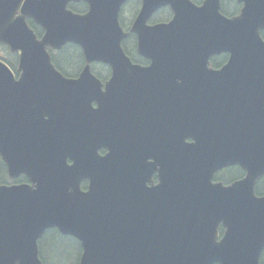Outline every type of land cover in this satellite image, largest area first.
Segmentation results:
<instances>
[{"label":"water","instance_id":"95a60500","mask_svg":"<svg viewBox=\"0 0 264 264\" xmlns=\"http://www.w3.org/2000/svg\"><path fill=\"white\" fill-rule=\"evenodd\" d=\"M71 1L81 0H0V44L19 55L21 72L16 80L0 61V155L11 179L30 182L0 185V264H42L38 241L50 229L82 243L80 264H260L264 0H236L234 17L221 13L223 0H143L131 32L146 67L123 49L126 0H83L85 14L69 10ZM163 6L174 18L149 26ZM27 18L44 29L41 39ZM68 43L86 59L77 79L61 74L49 52ZM221 54L228 62L210 68ZM93 62L112 68L104 91ZM158 134L162 152L174 151L172 166L148 187L131 169L133 146ZM92 138L108 149L104 158ZM231 166L246 177L213 183ZM220 226L225 238L216 244Z\"/></svg>","mask_w":264,"mask_h":264},{"label":"flooded vegetation","instance_id":"af4514ba","mask_svg":"<svg viewBox=\"0 0 264 264\" xmlns=\"http://www.w3.org/2000/svg\"><path fill=\"white\" fill-rule=\"evenodd\" d=\"M133 1L134 0H129L126 4L125 11L129 13L132 16L138 15L141 9V0H136L138 1L140 5L139 11H136L134 6H133ZM203 2V0L199 1V4ZM84 2H72L69 4V8L72 9L75 12H82L84 9ZM138 5L135 3V6ZM160 11V10H159ZM158 11V12H159ZM156 21H160L159 17L156 19ZM154 21V22H156ZM134 21H131L129 24V28H131L132 24ZM29 26H31L37 34H42V28L37 26L34 21L31 19L28 20ZM154 24V23H151ZM132 39L135 43H137V38L135 35H132ZM0 49L1 46H0ZM3 62H6L9 67L13 70V72L16 74V77H19V73L17 71L18 68V62L19 59H0ZM138 62H142L143 59H135ZM67 61V62H66ZM146 61V60H145ZM228 59H211L210 65L211 67L215 69H220L222 66L226 64ZM149 63H145V65H148ZM103 69L101 71H98L100 77L99 79L101 80L102 83H106L112 76V72L109 66L102 64ZM84 63L82 61L76 60V62L70 61V59L64 60L61 62L60 65H58V68L60 71H63L67 77L69 78H77L83 69ZM105 72V73H104ZM93 107L95 109V118L99 119L100 118V113L98 112L99 108V103L97 101L93 102ZM156 107V106H155ZM157 108V107H156ZM158 109V108H157ZM132 112V111H131ZM131 112L128 114L127 119L129 118ZM100 120V119H99ZM31 121V120H30ZM145 126V120L142 118V130L144 129ZM96 130L98 135L101 134V126L99 125L97 121V126ZM112 133H114V127L112 128ZM91 139V137H88ZM149 139V138H148ZM85 140V138L82 139V142ZM163 141V137L161 139ZM101 144V141H96L95 139L92 138V146L93 148L97 150V154L101 157L104 158L108 154V149L102 146H99ZM133 149L136 152V158L132 156L131 158V169L135 172H140L144 174V178L147 181V186L148 187H154L160 184V174L161 172L166 169V168H171L172 166V156L174 151L169 150L167 151V155L162 152V147L160 144V135L158 134L157 138H155L154 143L152 144H145L144 141L137 142L134 146ZM69 163H71L69 161ZM0 164L3 167L4 174L6 176L5 180L3 182H0V184L3 185H19V184H24V183H29L27 177L25 175H21L17 180L12 181L9 179L8 176V171H7V166L5 162L2 160V157L0 156ZM176 158H174V165H176ZM246 176V172L237 166L229 167V168H224L220 171H218L213 179V182H221L224 183L226 187L231 186L232 184L239 182L244 179ZM82 188L85 187V190L88 188L87 182L82 183ZM256 192L258 196H263L264 195V176L257 182L256 185ZM64 237H66L68 240L66 242L69 244V251H71L72 255L77 258V264L80 263L81 256L83 254V246L82 243L74 238L73 236L69 235H63L60 234ZM216 236V244H220L223 239L225 238V231L220 228L219 232L214 234ZM73 244L76 246L75 251ZM219 264V263H215ZM260 264H264V250L261 254L260 257Z\"/></svg>","mask_w":264,"mask_h":264},{"label":"trees","instance_id":"16d2710c","mask_svg":"<svg viewBox=\"0 0 264 264\" xmlns=\"http://www.w3.org/2000/svg\"><path fill=\"white\" fill-rule=\"evenodd\" d=\"M195 3H199L200 0H193ZM225 3V5H224ZM227 4H232L233 6L229 9ZM241 5H239L235 0H224L222 4V13L226 16H234L239 13ZM86 10V7H85ZM170 17L169 11H163L160 15L161 21H166ZM264 38V33L262 34ZM124 48L128 55L134 59L135 62H138L135 59H142L136 53L135 43L130 37L127 43L124 44ZM12 56V55H11ZM73 59L82 60L83 54L80 48L76 46L69 45L63 48L59 52H54L52 58L54 63L57 65L59 59L67 60L69 57ZM3 59H13V58H3ZM214 59H226L225 56ZM67 62V61H66ZM63 74H65L63 72ZM6 176L2 165L0 164V182L5 180ZM68 240L66 237L60 235L57 230H49L39 241V252L40 258L44 264H67L68 260L72 256L71 251H69V244L66 242Z\"/></svg>","mask_w":264,"mask_h":264},{"label":"rangeland","instance_id":"374dc122","mask_svg":"<svg viewBox=\"0 0 264 264\" xmlns=\"http://www.w3.org/2000/svg\"><path fill=\"white\" fill-rule=\"evenodd\" d=\"M224 5H225V3H224ZM227 6L230 9L233 5L232 4H227ZM123 18L125 19L126 23H129L131 21V19H132V16L129 13L125 12L124 15H123ZM2 56L4 58H11L8 55V53H6V52H2ZM69 59L72 62H76V60H77V59H73L72 57H69ZM94 68H95V70H98V71H101L103 69V67L102 66H99V65L95 66ZM73 247H74L75 251L77 252L76 246L74 244H73ZM67 264H77V258L72 255L70 257V259L68 260Z\"/></svg>","mask_w":264,"mask_h":264}]
</instances>
